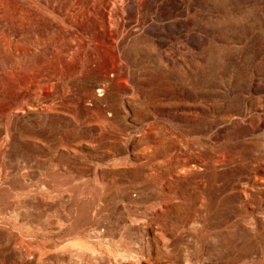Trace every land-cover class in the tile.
<instances>
[{"label": "rangeland", "instance_id": "obj_1", "mask_svg": "<svg viewBox=\"0 0 264 264\" xmlns=\"http://www.w3.org/2000/svg\"><path fill=\"white\" fill-rule=\"evenodd\" d=\"M0 264H264V0H0Z\"/></svg>", "mask_w": 264, "mask_h": 264}]
</instances>
